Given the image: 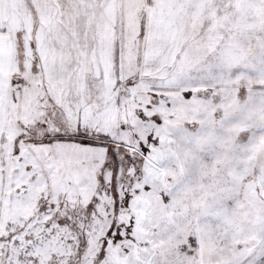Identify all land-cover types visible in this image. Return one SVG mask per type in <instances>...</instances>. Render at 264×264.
<instances>
[{"label":"snow or ice","instance_id":"6c2138e0","mask_svg":"<svg viewBox=\"0 0 264 264\" xmlns=\"http://www.w3.org/2000/svg\"><path fill=\"white\" fill-rule=\"evenodd\" d=\"M0 264H264V0H0Z\"/></svg>","mask_w":264,"mask_h":264}]
</instances>
